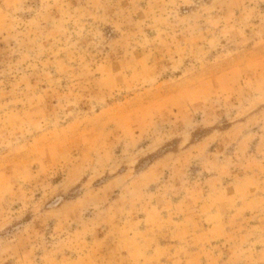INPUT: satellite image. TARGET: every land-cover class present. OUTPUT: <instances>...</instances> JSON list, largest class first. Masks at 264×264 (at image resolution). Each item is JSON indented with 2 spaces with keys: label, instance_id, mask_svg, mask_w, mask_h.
Returning <instances> with one entry per match:
<instances>
[{
  "label": "rangeland",
  "instance_id": "rangeland-1",
  "mask_svg": "<svg viewBox=\"0 0 264 264\" xmlns=\"http://www.w3.org/2000/svg\"><path fill=\"white\" fill-rule=\"evenodd\" d=\"M0 264H264V0H0Z\"/></svg>",
  "mask_w": 264,
  "mask_h": 264
}]
</instances>
